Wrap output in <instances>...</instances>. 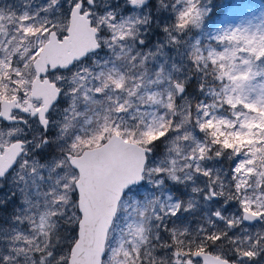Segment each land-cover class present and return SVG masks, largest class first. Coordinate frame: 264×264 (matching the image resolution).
Returning <instances> with one entry per match:
<instances>
[{"label":"snow or ice","instance_id":"snow-or-ice-1","mask_svg":"<svg viewBox=\"0 0 264 264\" xmlns=\"http://www.w3.org/2000/svg\"><path fill=\"white\" fill-rule=\"evenodd\" d=\"M0 264H264V0H0Z\"/></svg>","mask_w":264,"mask_h":264}]
</instances>
